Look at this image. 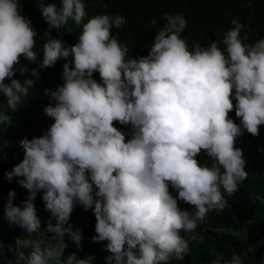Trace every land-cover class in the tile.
Masks as SVG:
<instances>
[{"label":"clouds","instance_id":"obj_1","mask_svg":"<svg viewBox=\"0 0 264 264\" xmlns=\"http://www.w3.org/2000/svg\"><path fill=\"white\" fill-rule=\"evenodd\" d=\"M38 11L49 30L71 20L82 31L73 46L53 38L43 45L38 69L52 67L70 54L74 68L69 63L60 66L65 83L55 91L45 89L55 106L45 107L44 112L54 123L42 136L20 142L24 158L6 173L9 180L23 177L19 183L30 193L21 208L13 205L15 193L10 192L5 209L10 224L39 237L16 241L31 248L28 264H92V255L77 259L71 253L62 259L66 233L81 247L80 231L65 227L77 202L85 210L94 205L97 235L91 240L108 241V264H167L172 257L184 259L190 241L198 238H185L181 231L193 233L210 211L224 210V193L231 196L248 178L242 150L234 145L242 134L241 125L253 136L264 125V39L243 43V24L233 19V27L223 37L224 51L216 41L208 47L196 44L189 51L180 37L186 19L166 14L167 22L149 54L127 59L129 48L110 31L125 23L123 16L98 15L84 23L82 0H62L59 7L40 0ZM35 36L31 22L19 14L16 0H0V92L10 109L28 96L34 81H4L13 77L21 56L37 61ZM38 69L32 70L33 76ZM93 72H99L102 84L92 79ZM233 90L241 125L228 116L234 108ZM10 120L0 112V123ZM114 121L130 124L132 138L125 142ZM201 150L215 162L211 167L198 163ZM169 184L177 197L170 194ZM93 185L98 189L95 198ZM40 190L56 221L49 220L44 231L33 204ZM178 199L195 211L181 210ZM47 233L54 234L55 244L45 243ZM20 258L24 259L22 252ZM212 264H242V260L235 254L230 262L217 256Z\"/></svg>","mask_w":264,"mask_h":264},{"label":"trees","instance_id":"obj_2","mask_svg":"<svg viewBox=\"0 0 264 264\" xmlns=\"http://www.w3.org/2000/svg\"><path fill=\"white\" fill-rule=\"evenodd\" d=\"M40 0H16L18 12L31 22V27L36 32L33 51L37 54V61H28L21 56L19 63L14 65V75L6 78L4 83L11 79L23 83L26 79L34 81L29 88L27 97L17 108L7 106V97L0 92V112L11 117L9 122L0 123V264H28L31 248L18 246L17 240L37 239V234L29 235L24 228L10 224L6 218L5 209L9 193L14 192L12 198L14 206L23 208V202L29 196V190L19 183L21 176H13L10 180L6 173L12 172L14 167L22 162L24 152L20 142L42 136L54 123V118L44 112L45 107L55 106V101L47 94L45 89L55 91L62 86L63 71L60 66L65 63L74 68V57L70 54L67 58L59 59L54 66L38 69V63L43 59V45L49 39H58L65 46H73L79 42L82 27L73 21L60 29L49 30L44 20L38 3ZM45 4L55 3L57 7L62 0H43ZM85 4L86 16L84 23L98 15H117L125 18V23L119 28L113 26L110 31L121 45H126L129 52L127 59H139L149 54L154 38L167 22L165 15H182L186 27L180 37L185 40L189 51H194L195 45L208 47L213 41L218 42V47L225 50L223 45L224 34L233 27L232 20L236 19L243 24L241 40L245 44H254L264 39V0H82ZM48 33V34H47ZM226 54V52H225ZM26 71L21 72V67ZM38 69L36 76L32 70ZM92 79L102 84L99 72H93ZM233 97L234 108L228 116L237 125H241V118L235 114L237 101ZM113 126L125 135V142L132 138L133 129L130 124L122 125L118 121ZM236 138L235 147L242 150L245 160V171L248 178L238 185L237 190L228 196L224 193L227 205L222 211L212 210L204 221L198 222L193 233H184L185 238L196 235L197 240L190 241L189 252L182 260L175 257L169 259L167 264H212L217 256H223L224 261L239 255L242 264H264V125L259 126V135L253 136L244 130ZM201 166L211 167L215 163L204 150L196 157ZM223 171V169H221ZM90 177V173H86ZM89 182L92 181L89 179ZM98 189L93 185V196ZM223 192V189H221ZM169 192L174 197L178 196L177 190L169 184ZM43 190L37 192L33 204L36 215L41 223V231L47 227L49 220L55 224V219L46 210L42 200ZM181 210L194 212V206L177 200ZM92 208L85 210L78 202L74 204L70 218L65 227L71 226L72 231L79 230L82 236L81 247L78 248L66 233L64 242L67 247L62 259L75 253L77 259H86L89 255L95 257L92 264H108L107 257L111 255L106 251L107 240L93 242L91 237L95 232L96 218ZM53 233H47L45 243L55 244L51 241ZM203 241H199V237ZM127 245H125V248ZM134 251H137L134 249ZM23 253L24 259L20 258ZM114 264V262H113Z\"/></svg>","mask_w":264,"mask_h":264}]
</instances>
